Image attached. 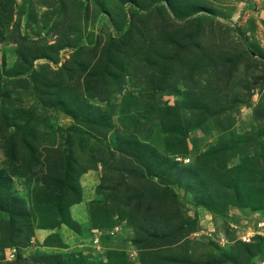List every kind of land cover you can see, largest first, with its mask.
<instances>
[{
    "label": "rangeland",
    "instance_id": "1",
    "mask_svg": "<svg viewBox=\"0 0 264 264\" xmlns=\"http://www.w3.org/2000/svg\"><path fill=\"white\" fill-rule=\"evenodd\" d=\"M0 264H264V0H0Z\"/></svg>",
    "mask_w": 264,
    "mask_h": 264
},
{
    "label": "built area",
    "instance_id": "2",
    "mask_svg": "<svg viewBox=\"0 0 264 264\" xmlns=\"http://www.w3.org/2000/svg\"><path fill=\"white\" fill-rule=\"evenodd\" d=\"M247 241V240H246Z\"/></svg>",
    "mask_w": 264,
    "mask_h": 264
}]
</instances>
